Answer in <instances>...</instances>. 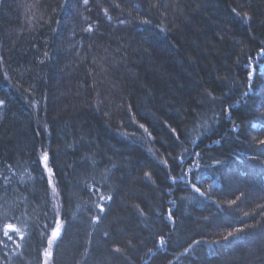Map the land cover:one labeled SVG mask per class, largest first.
Wrapping results in <instances>:
<instances>
[{
  "label": "trees",
  "instance_id": "obj_1",
  "mask_svg": "<svg viewBox=\"0 0 264 264\" xmlns=\"http://www.w3.org/2000/svg\"><path fill=\"white\" fill-rule=\"evenodd\" d=\"M0 101V264H264V0H0Z\"/></svg>",
  "mask_w": 264,
  "mask_h": 264
},
{
  "label": "snow or ice",
  "instance_id": "obj_2",
  "mask_svg": "<svg viewBox=\"0 0 264 264\" xmlns=\"http://www.w3.org/2000/svg\"><path fill=\"white\" fill-rule=\"evenodd\" d=\"M85 3H87V0H85ZM250 75H251V73H250ZM0 104H3V101H0ZM141 127H143V125H141ZM259 143L262 144V145H264V140H260ZM42 159L45 162L48 160L47 153H44L43 154ZM45 167H47V164H45ZM49 172H51V169H49ZM193 188H194V190L196 192H200L201 191L200 188L199 187H196L195 185H193ZM53 190L55 191V189H53ZM101 199H105V197L101 196ZM107 199H111V197H107ZM232 203H234V201ZM97 207H99L101 211H104V208H103L102 205L97 204ZM94 219H99V217H95ZM61 227H62L61 223L59 222V220H57L56 227L53 229V231L51 232V236L48 239L49 248H51L53 242L56 241L58 239V237L60 236V234H61ZM13 231L19 233L20 232V229L17 228V227H15L14 225H11V224L6 225L5 226L4 235L5 236H8V238L11 239V236L9 235V233L10 232H13ZM237 231H242V229H237ZM232 235H233V233L232 232H229L228 235L224 237V239H228V237H230ZM21 238H23V237L21 236ZM115 250L116 251H120L119 248H116ZM186 251H187V249H186ZM44 255L46 257H49V256L52 255V253H51V251H49L48 249H46ZM45 264H47V260H45Z\"/></svg>",
  "mask_w": 264,
  "mask_h": 264
},
{
  "label": "rangeland",
  "instance_id": "obj_3",
  "mask_svg": "<svg viewBox=\"0 0 264 264\" xmlns=\"http://www.w3.org/2000/svg\"><path fill=\"white\" fill-rule=\"evenodd\" d=\"M44 166H45V163H44ZM49 181H50V177H49ZM57 220H59V218H57ZM60 222V221H59ZM55 227H56V225H55ZM54 227V228H55ZM53 231V230H52ZM50 236H51V234H50ZM49 236V237H50ZM54 243V242H53ZM52 246H53V244H52ZM52 246H51V248H49V245H48V247H47V249L49 250V251H52ZM45 253V252H44ZM50 257L51 256H49V257H46L44 254H43V264H45V260H47V264H50Z\"/></svg>",
  "mask_w": 264,
  "mask_h": 264
},
{
  "label": "bare ground",
  "instance_id": "obj_4",
  "mask_svg": "<svg viewBox=\"0 0 264 264\" xmlns=\"http://www.w3.org/2000/svg\"><path fill=\"white\" fill-rule=\"evenodd\" d=\"M45 171H46V174H47L48 176H51V172H49V168H48V167L45 168Z\"/></svg>",
  "mask_w": 264,
  "mask_h": 264
}]
</instances>
